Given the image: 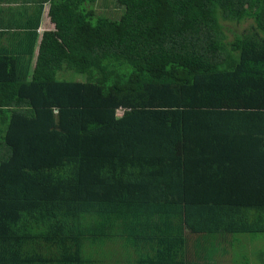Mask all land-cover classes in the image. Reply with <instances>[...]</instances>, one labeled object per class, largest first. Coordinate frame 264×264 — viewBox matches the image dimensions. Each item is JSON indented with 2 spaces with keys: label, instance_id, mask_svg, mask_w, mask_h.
Segmentation results:
<instances>
[{
  "label": "trees",
  "instance_id": "obj_1",
  "mask_svg": "<svg viewBox=\"0 0 264 264\" xmlns=\"http://www.w3.org/2000/svg\"><path fill=\"white\" fill-rule=\"evenodd\" d=\"M258 235L264 0H0V264H264Z\"/></svg>",
  "mask_w": 264,
  "mask_h": 264
},
{
  "label": "rangeland",
  "instance_id": "obj_2",
  "mask_svg": "<svg viewBox=\"0 0 264 264\" xmlns=\"http://www.w3.org/2000/svg\"><path fill=\"white\" fill-rule=\"evenodd\" d=\"M229 37H231L230 33H229ZM69 75L67 73H63V74L59 75V78H70V80H75V81H83L84 80V76H82V75L73 74V73H71ZM256 237H257V239H259V240L256 241V247L264 245V242H262V240H261L262 236L258 235V236H255V238ZM242 245H243L242 243L237 245L239 247V250H242V249L244 250V247ZM229 257H230L229 255L225 256V260L227 258L225 263H227V264H230Z\"/></svg>",
  "mask_w": 264,
  "mask_h": 264
},
{
  "label": "crops",
  "instance_id": "obj_3",
  "mask_svg": "<svg viewBox=\"0 0 264 264\" xmlns=\"http://www.w3.org/2000/svg\"><path fill=\"white\" fill-rule=\"evenodd\" d=\"M52 27H53V25L51 24L49 18L45 15L43 20H42V23H41V26H40V29H39V33L41 34L46 29H50Z\"/></svg>",
  "mask_w": 264,
  "mask_h": 264
},
{
  "label": "built area",
  "instance_id": "obj_4",
  "mask_svg": "<svg viewBox=\"0 0 264 264\" xmlns=\"http://www.w3.org/2000/svg\"><path fill=\"white\" fill-rule=\"evenodd\" d=\"M123 112L120 110L117 112V115H121L122 116Z\"/></svg>",
  "mask_w": 264,
  "mask_h": 264
}]
</instances>
